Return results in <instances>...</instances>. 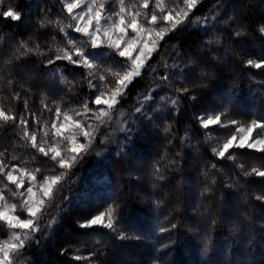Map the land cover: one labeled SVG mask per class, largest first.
Segmentation results:
<instances>
[{
  "label": "trees",
  "instance_id": "1",
  "mask_svg": "<svg viewBox=\"0 0 264 264\" xmlns=\"http://www.w3.org/2000/svg\"><path fill=\"white\" fill-rule=\"evenodd\" d=\"M172 1L165 3L172 5ZM124 2L139 7L140 0ZM114 3L106 0L107 6ZM62 9L61 0H0V108L15 115L17 123L23 116L29 133L37 132L38 144L54 122L57 106L62 114L80 111L85 100L93 107L97 92L107 91L90 89L82 67L66 60L48 63L57 49L70 45L64 32L41 27L40 22L47 17L68 24L67 11ZM7 10L21 19L3 15ZM151 10V3L149 9H141ZM194 12L211 18L206 26L177 29L167 36L178 67L160 73L168 79L162 80L161 92L153 93L155 102L135 124L128 144L101 160L104 182L90 184L62 212L53 229L26 246V264H264V201L256 199L264 194V177L245 176L236 166L264 170V152L232 147L223 159L213 152L240 125L264 122V67L247 63L264 62V33L260 32L264 0H199ZM65 31L73 36L70 28ZM22 42L28 47L38 44V52L17 58ZM124 61L104 56L96 62L122 70ZM154 83L145 70L128 87L126 103L139 101ZM185 86L188 92L177 93ZM168 95L179 97L176 107L169 100L160 102ZM225 111L222 124L235 120L237 125L205 129L197 119ZM22 134L23 126L0 121L5 165L39 168V179L59 174L57 162L36 153ZM254 134L263 136L264 130L256 129ZM49 138L44 137L46 150ZM229 155L234 159L229 160ZM9 189L17 190L0 178V190L23 213L19 196ZM109 209L112 229L80 227L95 215L107 216ZM9 235L10 228L0 221V239ZM77 254L91 259L76 260Z\"/></svg>",
  "mask_w": 264,
  "mask_h": 264
},
{
  "label": "snow or ice",
  "instance_id": "2",
  "mask_svg": "<svg viewBox=\"0 0 264 264\" xmlns=\"http://www.w3.org/2000/svg\"><path fill=\"white\" fill-rule=\"evenodd\" d=\"M61 2L63 4V9H66L68 16L71 17L75 23L64 24L59 20L52 21L45 17L40 22V25L41 27L53 26L56 30L64 32L66 43L70 45V48L57 49V54L54 59H49L48 63L52 64L59 60H66L69 64L84 68L86 70L88 87L90 89H107V91H98L91 102L97 106L105 104L107 105V109H96L94 111L88 107L89 101L85 100L82 104L83 112L73 110L76 116L83 115L85 117H87V113L92 112L94 118L99 121V124L93 125L82 122L81 120H74L73 117L67 113H63V118L61 120L62 113L59 106H57L54 112L55 121L52 122L50 129L43 132L41 143L39 144L37 143V132L33 131L29 133L27 121L23 116L19 118L17 123V117L15 115L6 113L3 108H0V121L6 124L11 122L17 127L23 126L21 138L26 143H30V146L36 150V153L43 154L44 157L56 161L58 168L68 170L71 164L78 159L80 153L86 152L87 149L91 147L95 133L99 130V126L108 123L103 117L110 118V112L114 109V106L119 103L117 97L124 95V90L127 89L128 84L132 82L134 77L141 74V69L145 66L146 61L151 58V51L154 50L155 46H153V49H149L147 41L141 34L146 33L149 37L154 34L158 39L162 40L165 32L169 29L157 30L153 25H156L158 21L171 22L170 30H175L179 24L187 19L190 11L196 6L197 0H174L175 7H170L165 3V0H140L139 7L135 4L129 7L125 5L124 0H118V11H115L113 7L106 8V0H88L87 3H85V0H61ZM150 3L152 5L151 12L141 11V9H149ZM181 4L184 5L183 9L180 7ZM78 8H83V10L81 12H74V10ZM3 15L15 21L21 19L18 13L11 10L5 11ZM85 17H87V20H85ZM141 17L142 19H140ZM206 19V17H194L191 23L200 24L206 21ZM102 21H104V23H102ZM66 28H72L76 33H81L82 36L87 37V40L78 41L73 39L68 35L67 31H65ZM128 29H131V32L136 35L129 36ZM260 32L264 33V27L260 28ZM235 35L240 36L241 32L237 31ZM102 37L106 40L107 47L113 49L116 55L127 58L121 64L122 70L105 68L103 65L96 62L104 56L109 55L108 53L89 52L86 54V49L83 45L88 44L91 48H99L103 42ZM53 39H55V37H53ZM137 46H139L140 50L138 54L133 57L132 52L136 50ZM39 47L38 44L34 47H28L26 43L22 42L17 48V58L34 51L38 52ZM146 49H148L147 54L145 51ZM61 52L63 55L59 54ZM74 57L78 59H74ZM128 61H130V63ZM247 63L255 68L264 67V62L249 60ZM164 66L168 67L166 63ZM187 66V64L184 65V67ZM149 67L150 71L155 72L154 67ZM181 71H183V69H181ZM108 76H111L112 79L108 80ZM62 79H64L66 83H70L66 80V77H62ZM161 79L167 80L168 77L163 76ZM94 81H98L99 83ZM69 90H71V87ZM176 91L177 93H184L188 92L189 89L185 86L183 88H178ZM15 98L19 99L18 93ZM192 98L195 99L194 96ZM143 99L151 100L152 96L148 94L145 95ZM169 99L171 104L176 107L179 97ZM26 106L27 100H25V107ZM44 107L48 111H52L47 104H45ZM142 107L143 104L141 103L136 109L137 112H140ZM226 114L225 111L216 115H201L197 119L205 129L209 128L210 125H222L223 127H227L228 125L238 124L235 120L222 124L221 115ZM37 123H39V121H37ZM256 129L264 130V122L252 121L248 126L240 125L236 128L237 133L243 134L240 136L239 142L237 143V135L232 134L230 138H227L223 143L214 147L213 152L222 159L229 153V150L233 146L240 149H258L260 152H264V139H253L252 133ZM51 130H54L52 134L55 137H62L64 141L71 140V147L67 148V153L65 155H62L60 148L56 145H50L47 150L44 147V137H47ZM169 130V128H165L166 132ZM65 133H68V135L65 136ZM77 133L82 135L87 143H78L76 139ZM249 141H251V143ZM59 143L60 141L58 140L57 144ZM2 157L3 153H0V178L15 185L16 189H22L25 186L24 178L27 177L29 186L25 189V192L9 189L11 195L20 197L27 196V199L20 200L21 212L27 213V216L23 219L18 215H10V213L16 212L17 204L9 203V199L6 198L5 192L0 190V221L6 222L7 226L11 229H23L27 230L28 233L40 232L42 227L40 223H38V213L42 211L41 206L45 204L44 198L51 199L53 197L52 186L57 184L61 178L66 175V172L54 176H42L40 181L37 182V173L40 172L39 168L32 170L16 167L9 168L3 162ZM15 158L16 157H13V159ZM228 159L232 160L234 156L229 155ZM236 166L244 172L245 176L255 175L264 177V170L259 168L253 167L250 171H245L243 164H237ZM212 167H215V164L212 165ZM53 171H56L55 167ZM34 187L37 188L38 191L42 190L41 197L38 200L35 199L36 193L33 192ZM256 199L264 201V194L256 196ZM104 221L105 214L101 213L95 215L86 223H81L80 227L87 229L99 224L112 229L114 227V222L111 209L107 212V223L105 224ZM54 223H56L55 219H50L43 225V229L47 230L51 228ZM12 235L15 242L6 241L3 245H0V254H2V256H0V264H12L10 252L18 253L25 247L27 240L30 238L27 233L24 234L23 239L20 235H16L15 233H12ZM124 238V236H121V239ZM76 251L79 253L80 250L77 249ZM74 259L90 260L91 258L77 254Z\"/></svg>",
  "mask_w": 264,
  "mask_h": 264
},
{
  "label": "rangeland",
  "instance_id": "3",
  "mask_svg": "<svg viewBox=\"0 0 264 264\" xmlns=\"http://www.w3.org/2000/svg\"><path fill=\"white\" fill-rule=\"evenodd\" d=\"M199 0H197L198 2ZM88 0H85V3H87ZM172 5H169L170 7H175V3L173 4V1L171 2ZM126 6L128 4L125 3ZM110 7L106 5V8ZM115 11L119 10V3L118 0H115V3L113 6ZM181 9H183L184 5H180ZM195 7L190 11L187 19L179 24L175 30L171 29V22H159L156 25H153L157 30L161 29H169L165 32L164 38L158 39L154 34L149 37L146 33H142L141 35L143 38L147 41L149 49H153V46H155L154 50L151 51V58L146 61L145 66L141 69V76L145 70H147L149 76L152 77V79L156 80V83L153 84V86L141 97V99L137 102H133L132 105H129L126 103L127 99V90L130 84H128L127 89L124 90L123 96H118L117 99L119 100V103H117L114 106V109L110 112V118L109 117H103V119L107 120L108 123H105L103 125L99 126V130L95 133L93 143L90 148L87 149L86 152L80 153L78 159L71 164L70 169L65 170L60 168L59 173H65L66 175L61 178V180L52 186L53 190V197L51 199L44 198L45 204L42 207V211L38 213V223H40L42 230L40 232H34V233H28L27 230L23 229H11L10 228V235L5 239H0V245H3L6 241H12L13 235L12 233H15L16 235H20L21 238H24V234L27 233L30 237L25 247L20 250L18 253L16 252H10V257L12 258V264H26L28 261L27 253L25 252V248L27 245H29L38 235H40L44 231H49L53 229L60 217L62 212L71 204L73 203L78 195H80L83 192H86L90 184H96L100 185L104 182V177L101 175V170L99 168L101 160H103L108 154L113 153H119L118 151L121 148H124L128 144L129 138L132 136V131H134L135 124L141 120L144 116V114L149 111L148 109L150 106L155 102L156 96L153 93H159L161 92V83L162 80L160 73L166 72L171 69L176 68L175 63V49L171 47L169 44L166 43L167 36L176 31L177 29H183V28H191V27H197V26H206L211 18V15H206L203 17H206V21L200 23V24H193L191 21L194 17H202L194 12ZM83 8L75 9L74 12H81ZM202 17V18H203ZM141 19V18H140ZM85 20H87V17H85ZM67 23L73 24L75 21L71 19V17H67ZM104 23V21H102ZM70 31L72 32L73 39H76L78 41H86L87 37L82 36L81 33H76L72 28H70ZM129 36H135V33L131 32V29H128ZM102 43L99 48H91L90 45L84 44L83 47L86 49V54L89 52L96 53V52H104L108 53L109 55H106V57L109 56H118L115 54L113 49L107 47V42L102 37ZM139 46H137L136 50L132 52V56L135 57L139 52ZM146 54L148 52V49L145 50ZM119 57V56H118ZM123 59H127L126 57H121ZM74 59H78L77 57H74ZM144 59V58H141ZM130 63V61H128ZM165 63L168 65V67H165ZM175 65V66H174ZM155 68V72L150 71V67ZM158 74V75H157ZM157 75V76H156ZM136 76L132 79V81L139 77ZM153 82V80H152ZM150 94L152 96L151 100H144L143 97L145 95ZM154 95V96H153ZM169 96V95H168ZM172 95L169 97L163 96L160 102L168 103V100L170 102V99ZM143 104V107L141 108L140 112H137V107H139ZM170 106H173L170 102ZM90 109H93L94 111L96 109H107V105L101 104L99 106L95 105L93 107H90ZM80 112H83V110H80ZM122 113V114H121ZM68 115L72 116L74 120H81L82 122L90 123L93 125L99 124V121H97L92 112L87 113V117L81 115L76 116L74 112L67 113ZM63 118V114L61 116V120ZM55 121V120H54ZM50 129V127H49ZM255 131V130H254ZM254 131L252 133L253 139H264L263 136H256L254 134ZM49 144L50 145H56L60 148L62 155H65L67 153V148L71 147V140L64 141L63 138L55 137L52 133H54V130H51L49 132ZM68 133H65V136H67ZM237 143L239 142L240 136L243 135L242 133H237ZM76 139L78 143H87L82 135L77 133ZM60 141L59 144H57V141ZM251 143V141H249ZM235 147V146H233ZM258 150V149H257ZM58 175V174H57ZM40 179L37 178V182H39ZM24 188L17 189L16 191L19 192H25V189L29 186V182L27 177L24 178ZM33 192L36 193L35 199H39L41 197V191H38L37 188H33ZM7 198V197H6ZM19 199H27V196L20 197ZM9 203H11L9 201ZM19 209L17 208L15 213H10V215H18L22 219L27 216L26 212H23L21 214L18 213ZM50 219H55L56 223L52 225L51 228L44 230L43 225L46 224ZM4 222V221H3ZM6 223V222H5ZM104 223H107V216H105ZM99 225V224H98ZM2 256V254H0Z\"/></svg>",
  "mask_w": 264,
  "mask_h": 264
}]
</instances>
